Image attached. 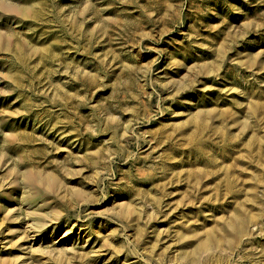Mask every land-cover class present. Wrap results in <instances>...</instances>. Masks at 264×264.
<instances>
[{
    "label": "rangeland",
    "instance_id": "1",
    "mask_svg": "<svg viewBox=\"0 0 264 264\" xmlns=\"http://www.w3.org/2000/svg\"><path fill=\"white\" fill-rule=\"evenodd\" d=\"M0 264H264V0H0Z\"/></svg>",
    "mask_w": 264,
    "mask_h": 264
}]
</instances>
